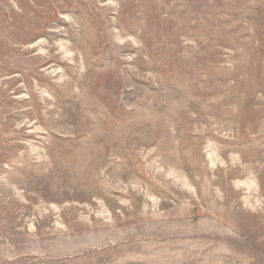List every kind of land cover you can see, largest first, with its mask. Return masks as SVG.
I'll use <instances>...</instances> for the list:
<instances>
[{
	"label": "rangeland",
	"instance_id": "1",
	"mask_svg": "<svg viewBox=\"0 0 264 264\" xmlns=\"http://www.w3.org/2000/svg\"><path fill=\"white\" fill-rule=\"evenodd\" d=\"M0 264H264V0H0Z\"/></svg>",
	"mask_w": 264,
	"mask_h": 264
}]
</instances>
